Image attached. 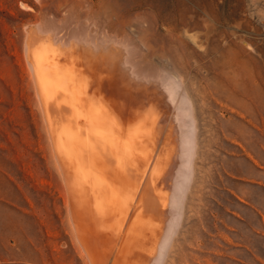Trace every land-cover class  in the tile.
<instances>
[{"label": "bare ground", "instance_id": "bare-ground-1", "mask_svg": "<svg viewBox=\"0 0 264 264\" xmlns=\"http://www.w3.org/2000/svg\"><path fill=\"white\" fill-rule=\"evenodd\" d=\"M161 1L105 0L87 24L77 16L26 29L30 101L42 122L35 154L61 221L51 244H72L83 264L176 263L209 125L200 60L212 56L210 73L229 66L213 51L214 25L187 22L180 2L169 11ZM199 29L211 45L202 51ZM11 240L20 250L21 237Z\"/></svg>", "mask_w": 264, "mask_h": 264}, {"label": "rangeland", "instance_id": "rangeland-1", "mask_svg": "<svg viewBox=\"0 0 264 264\" xmlns=\"http://www.w3.org/2000/svg\"><path fill=\"white\" fill-rule=\"evenodd\" d=\"M161 2L169 11L180 2L187 22L214 25L211 36L220 47L213 51L229 66L210 73L204 66H210L212 56L200 60V85L210 93L204 102L209 125L204 127L187 218L174 246L175 264H240L236 257L264 264V0ZM100 4L105 0H0V264H83L72 244L69 251L61 240L56 248L51 244V233L61 221L56 223L52 214L55 201L46 194L51 190L48 178H43L44 165L35 154L34 120L40 133L42 122L30 101L34 94L28 87L25 39L34 24H54V19L56 25L68 24L77 16L85 24L97 20L92 11ZM196 33L202 37L199 50L208 49L203 30ZM58 203L65 211L62 198ZM8 235L21 237V251L13 240L6 241ZM236 241L254 248L257 260L238 251Z\"/></svg>", "mask_w": 264, "mask_h": 264}, {"label": "crops", "instance_id": "crops-1", "mask_svg": "<svg viewBox=\"0 0 264 264\" xmlns=\"http://www.w3.org/2000/svg\"><path fill=\"white\" fill-rule=\"evenodd\" d=\"M257 212L262 217L263 214L260 211H257ZM241 220H245V219L241 217ZM261 227L264 229V221H261ZM235 234L236 233H234V235ZM234 245L236 246V248H238V251H241V252H244V253L248 254L251 258H253V260H255L257 258L255 249L249 247L244 242H242V241L241 242H237L236 241V242H234ZM235 262H239L240 264H254V262L245 260V258H243V257H236ZM257 264H260L259 261H257Z\"/></svg>", "mask_w": 264, "mask_h": 264}]
</instances>
